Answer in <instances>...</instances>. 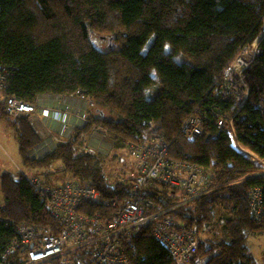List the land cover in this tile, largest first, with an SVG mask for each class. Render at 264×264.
Masks as SVG:
<instances>
[{"label": "trees", "instance_id": "1", "mask_svg": "<svg viewBox=\"0 0 264 264\" xmlns=\"http://www.w3.org/2000/svg\"><path fill=\"white\" fill-rule=\"evenodd\" d=\"M93 36L105 41L106 51L93 46ZM254 42L258 55L245 72L248 96L242 104L226 101L217 90L224 71ZM1 68L10 73L6 97L89 102L82 128L39 160L30 157L41 139L29 116L7 117L0 107L23 167L41 171L43 178L36 177L44 184L63 173L103 197L128 198L131 179L110 183L105 156L78 148L82 138L95 127L111 150H123L161 135L171 160L212 176L209 191L169 211L186 228H196L197 253L187 264H255L247 243L264 234V216L251 218L247 193L260 187L264 204V178L256 175L264 162V0H0ZM193 116L201 119L203 135L188 140L182 128ZM230 123L237 144L258 160L233 146ZM56 163L62 168L52 171ZM18 174L0 175V264H24L25 250L12 245L20 224H56L27 176ZM143 195L156 210L176 202L164 186L151 184ZM216 223L225 239L200 237ZM132 241L136 264H177L150 227Z\"/></svg>", "mask_w": 264, "mask_h": 264}, {"label": "built area", "instance_id": "2", "mask_svg": "<svg viewBox=\"0 0 264 264\" xmlns=\"http://www.w3.org/2000/svg\"><path fill=\"white\" fill-rule=\"evenodd\" d=\"M258 55L256 42L244 49L224 71L218 94L226 101L242 104L248 96L244 75L252 60ZM10 73L0 69V107L7 117L28 115L33 128L45 136L38 117L60 124L56 135L47 139L54 145L67 130L69 113L59 109L40 107L15 97H6ZM85 123V116H81ZM38 123V125H37ZM223 125L219 120L218 127ZM232 144L250 160H258L251 151L235 140L232 124ZM185 139L194 140L203 135L201 119L189 118L182 128ZM134 159L135 171L131 179L130 195L123 200L103 197L87 183L68 181L61 185L44 184L38 177H27L29 185L38 193L44 210L56 220L55 225L20 224L12 243L25 250L24 264H136L137 253L132 238L142 228L150 227L152 236L170 253L177 264H187L197 253L196 228H186L169 215V211L187 205L211 188V174L186 161H173L168 157L169 145L161 135L151 137L146 143L130 145L127 149ZM186 159V157H184ZM264 166V162H261ZM264 178V169L256 174ZM164 186L172 193L175 204L156 210L144 197L151 185ZM249 214L259 221L264 216L260 187L247 193ZM97 212H88L89 208ZM14 247H9L7 253Z\"/></svg>", "mask_w": 264, "mask_h": 264}, {"label": "rangeland", "instance_id": "3", "mask_svg": "<svg viewBox=\"0 0 264 264\" xmlns=\"http://www.w3.org/2000/svg\"><path fill=\"white\" fill-rule=\"evenodd\" d=\"M91 42L96 49L100 51L107 50L105 41L93 36L91 38ZM81 124H83V121H81ZM81 141L82 144H79L78 148H82L83 150L85 149L88 142V137H86L85 139L82 138ZM93 141L95 143L92 144V147H94L96 143L101 145L100 151L94 150V152L105 156L106 161L103 166V171L106 177L109 179L110 183H115V181H119L121 178L129 177L130 174L135 171L134 159L126 148L123 150H111L110 144L105 139L104 135H101L100 137L94 136ZM261 167L262 171L264 169V166L261 165ZM61 168L62 166L60 165V163H56L51 170L56 171ZM20 170L26 175H38L40 178H43L41 171H35L23 167L14 133L12 129L7 125L5 119L0 118V175L3 173H12L15 175H19L18 172H20ZM68 181H73V178L68 174L63 173H57L48 177V185L50 186L61 185ZM3 202L4 200L0 192V204H3ZM200 237L210 240H220L226 238L224 230L218 223L210 228L209 233L206 231L200 234ZM247 248L248 254L254 259L255 264H264V234L251 235L248 238Z\"/></svg>", "mask_w": 264, "mask_h": 264}, {"label": "crops", "instance_id": "4", "mask_svg": "<svg viewBox=\"0 0 264 264\" xmlns=\"http://www.w3.org/2000/svg\"><path fill=\"white\" fill-rule=\"evenodd\" d=\"M40 107L43 108H49V109H59L61 111H67L69 113V119H68V125L67 130L64 136L60 137L61 142H68L71 140L73 133L76 129L82 128L83 124H81V116H85L89 109V102L81 99L79 97H67V96H51V95H45L41 96V98L38 101ZM42 129L44 128L45 136L39 135L38 136L41 139V143L31 151L30 157L36 160H39L49 153H51L56 145H54L51 141L47 139L49 135H56L60 124L57 122H53L49 119H41L38 117L37 121ZM93 134L94 136H101L100 130L93 127ZM93 134L88 138V142L86 144V147L84 150L93 151L98 150L100 151L101 145L97 144L92 147V144L95 143L93 141L94 136ZM92 142V143H91ZM105 142V141H104ZM89 147V148H88ZM87 148V149H86ZM21 171V170H20ZM26 175V174H25ZM27 177H36V175H26Z\"/></svg>", "mask_w": 264, "mask_h": 264}, {"label": "bare ground", "instance_id": "5", "mask_svg": "<svg viewBox=\"0 0 264 264\" xmlns=\"http://www.w3.org/2000/svg\"><path fill=\"white\" fill-rule=\"evenodd\" d=\"M37 99H38V98H37ZM259 172H261V171H259ZM259 172H258V173H259ZM248 191H249V190H248Z\"/></svg>", "mask_w": 264, "mask_h": 264}, {"label": "water", "instance_id": "6", "mask_svg": "<svg viewBox=\"0 0 264 264\" xmlns=\"http://www.w3.org/2000/svg\"><path fill=\"white\" fill-rule=\"evenodd\" d=\"M109 45H110V41H109Z\"/></svg>", "mask_w": 264, "mask_h": 264}]
</instances>
